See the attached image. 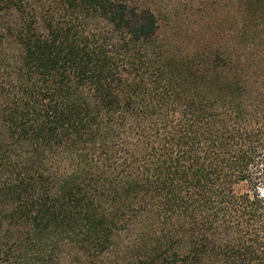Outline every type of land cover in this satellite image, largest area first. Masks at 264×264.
Returning <instances> with one entry per match:
<instances>
[{"label":"trees","instance_id":"obj_1","mask_svg":"<svg viewBox=\"0 0 264 264\" xmlns=\"http://www.w3.org/2000/svg\"><path fill=\"white\" fill-rule=\"evenodd\" d=\"M232 1L180 49L140 0H0V264H264V0Z\"/></svg>","mask_w":264,"mask_h":264},{"label":"rangeland","instance_id":"obj_2","mask_svg":"<svg viewBox=\"0 0 264 264\" xmlns=\"http://www.w3.org/2000/svg\"><path fill=\"white\" fill-rule=\"evenodd\" d=\"M158 16L160 32L170 47H191L204 44L203 34L209 32L215 44L223 43L222 35H231L232 0H140ZM218 39V40H217ZM264 195V188L261 190ZM117 255L114 254L113 257ZM122 254L117 257L121 258ZM111 255H91L75 245H65L58 264H113ZM117 264H124L122 259Z\"/></svg>","mask_w":264,"mask_h":264}]
</instances>
